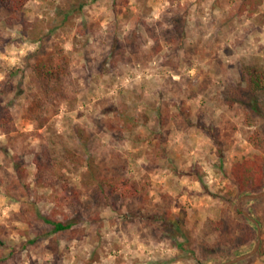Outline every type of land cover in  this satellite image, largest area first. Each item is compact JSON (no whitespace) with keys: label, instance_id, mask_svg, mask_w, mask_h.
<instances>
[{"label":"clouds","instance_id":"1","mask_svg":"<svg viewBox=\"0 0 264 264\" xmlns=\"http://www.w3.org/2000/svg\"><path fill=\"white\" fill-rule=\"evenodd\" d=\"M81 2L25 0L23 11L33 26L27 34L20 24L0 29L4 40L11 37L8 44L0 40V88L15 72L11 83L23 81L24 89L19 97L16 91L0 93V107L14 101L10 130L0 127V145L8 147L7 155L0 151V227L7 232H0L7 245L0 248V264L13 248L24 249L18 264H55L56 254L47 250L53 242L63 254L61 264H196L186 250L193 241L214 240L204 232L213 216L208 206L219 203L202 185L222 196L237 164L264 165V147L254 140L258 134L264 139V120L249 119L237 92V86L249 88V66L264 88V0L242 12L244 0H87L76 11ZM177 15L184 20L183 36L167 42L162 33L176 25L165 17ZM85 23L93 26L87 34ZM114 37L129 45L115 58ZM42 44L48 54L42 57L45 72L67 64L59 80L53 76L46 87L33 55ZM105 60L103 74L97 73ZM112 105L115 109L103 114ZM96 121L104 123L103 130ZM217 136L225 145L223 160ZM41 145L53 156L48 171L36 163ZM22 153L27 154L21 178L14 165ZM125 163L123 175L114 178L111 169ZM251 172L254 176L256 168ZM102 180L105 190L114 185L121 195L118 210L111 203L92 205L71 238L51 231L55 223L75 217L73 196L86 204ZM69 188L75 192L67 193ZM129 205L147 215L167 211L169 221L186 210L188 235L174 227L164 231V220L128 223Z\"/></svg>","mask_w":264,"mask_h":264},{"label":"rangeland","instance_id":"2","mask_svg":"<svg viewBox=\"0 0 264 264\" xmlns=\"http://www.w3.org/2000/svg\"><path fill=\"white\" fill-rule=\"evenodd\" d=\"M87 0H82L81 3H79L77 6H75L76 11H82L84 7V3H86ZM96 0H93V3H95ZM83 4V7L80 8V5ZM251 6L253 9L256 6V0H244V4L241 6V9L239 11H244L246 7ZM115 10V5H114ZM166 22L174 23L176 25V29L174 31H166L162 33L164 39L167 42H172L174 39H180L183 36V17L181 16H175L172 17L171 20H169L167 17H165ZM140 23H143V20L140 21ZM20 24L23 25V34H27L29 28L33 27L32 25H29L27 22V16L26 12L22 11L18 14L14 15L10 13L9 11L5 10V8L1 4L0 0V29H2L4 26H7L8 28L14 27L15 25ZM92 25H88L87 23L84 24V30L85 34H87L88 31L91 30ZM151 31V30H150ZM50 39V37H46L45 40ZM0 40H4L3 36H0ZM5 44L11 43V37H9L7 40H4ZM129 45H124L122 42H120L117 38H113V45H112V56L115 58L117 55L122 54V49L124 47H127ZM132 47H135V44L133 42ZM230 49H225V54H230ZM36 57L37 62L42 59V57L46 56L47 53L45 52V46L42 44V47L38 54H33ZM86 59L87 55H86ZM105 61H102L100 64L96 66V72L103 74L104 72V64ZM67 70V64H63ZM229 67H233L232 65H229ZM253 67V66H249ZM16 73L13 72L10 74L9 81L4 84L2 88H0V93L3 94V96H7L9 93L16 91V96L19 97L23 95L24 89L22 87L23 81H21V84L14 85L11 83V80L15 77ZM241 79H244V76H241ZM237 92L239 93L238 98L241 101V106L245 109L246 112L249 114V119H255L259 117L260 119L264 120V93H260L257 97L259 105L261 107L262 113H256L249 108V105L244 104L242 101H245V95L248 94V89H240L239 86H237ZM3 96H0V104L3 103ZM161 98H163V93H161ZM14 101H10L9 104L6 107H0V116L2 114L9 110L13 106ZM115 109V106H109L103 110V114L107 115L111 111ZM185 113L182 111L181 115H184ZM12 115V114H11ZM83 115V113L79 114ZM14 117L12 115V121ZM161 124L167 123V117L163 114L161 115ZM97 127L99 130H103L104 123L102 121H96ZM189 127H191V121H188ZM261 129L264 130V125H261ZM15 130V129H13ZM75 133L83 137V132L79 128H74ZM227 136V134H225ZM117 139H120L121 137L117 136L115 137ZM217 139L219 140L218 136ZM260 135L258 134L254 140H255V146L257 147H264V139H261L263 142H259ZM160 141L164 142V138L160 137ZM91 142V136L88 137V143ZM221 143V151L219 153L220 159H224V142L219 140ZM251 142V141H250ZM0 151H2L5 155L8 153V147L0 145ZM27 153H22L20 157L16 159V163L14 165V168L20 176L18 169L23 168L26 165V161L24 160V155ZM73 154L68 153V156L71 157ZM53 156L49 152L46 146L41 145V152L36 154V163L37 166L44 170L48 171L53 167ZM101 164H103V160H101ZM126 167L125 164H121L118 166H114L111 169L113 177L121 176L123 175V171ZM222 167V166H221ZM264 169V165H262ZM107 171V170H105ZM194 172L197 176H199V170L194 168ZM7 175V173H5ZM25 175V173H24ZM233 175V173H232ZM39 179H43L44 177H38ZM103 181V180H102ZM13 187H16L13 185ZM205 189V193L212 195L213 199L219 200V203L215 205L208 206V210L213 212V216L209 218L207 221V228L208 230L204 232V236H213L214 240L209 243L208 240L204 239L201 240L199 243H195L194 241L191 242L187 248V253L189 254V258H195L196 264H224L229 260H232L238 256H241L243 254L249 253L253 251V249L256 247L259 235H258V225L252 220L255 219L259 222L260 227L262 229V241L261 245L259 247V250L257 253L253 254L252 256L243 259L241 261H238L233 264H264V197L260 199H247L248 201L244 204V201H241L239 204V200L243 195L246 194H255V193H241L238 187V183L236 180L233 179L231 181V186L229 187V190L225 192L222 196H218L216 194H212L208 191L207 186L202 185ZM106 185L103 181V187H97L94 188L90 193V199L89 201L84 204L80 205L78 200H75V196H73V199L75 201L76 207L74 208V211L76 213L75 217L71 220H65V223L75 221L73 224V227L69 230L60 231L61 238H64L67 236L68 238H71L72 235H74L76 232L79 231L78 228L74 227V225H78L79 223L83 222L84 219V213L90 210V207L92 205H95L96 207L101 206H107L109 203L112 204L113 210H118L116 208V202L121 201L122 197L117 192H112L113 187L108 185L107 190H105ZM137 189L136 185L132 186V189ZM105 190V191H104ZM264 191V185L263 189L259 192ZM67 193H74V188L66 189ZM258 192V193H259ZM192 195H200L198 193H192ZM136 200H139L143 202L144 197L140 195H136ZM179 206V205H177ZM201 207H204L203 205ZM237 209H240L243 213L248 212L251 216L248 217L245 213L243 215L239 214L237 212ZM161 212H163V215H161ZM168 212L161 210L160 212H155L152 215H147L141 212V209L134 208L132 205H129V215L125 219L128 221V223H134L137 218L141 219L142 221L146 220L148 223H158L161 220L165 219L168 216ZM246 218H245V217ZM99 219V218H97ZM178 220V221H177ZM177 226L175 228L178 232H184L186 235H188V213L186 210L182 209V217L177 218L175 220H172ZM92 223H96L95 220L91 221ZM178 222V223H177ZM198 223V222H197ZM222 226V228H218V226ZM122 227L126 230L128 227V224L122 225ZM161 227L164 229V231H168L169 228L165 226L163 223ZM54 228L51 229L53 231ZM119 231V229L117 230ZM154 233L157 231L156 229L153 230ZM0 232H3L4 235H7L6 230H4L2 227H0ZM141 239H143V236H141ZM190 239V236H189ZM34 242H29L32 245L38 244L37 240H32ZM7 247L6 244H4L3 240H0V248ZM27 247V246H26ZM25 247V248H26ZM119 247V246H117ZM183 248V246H181ZM15 250V252H14ZM16 248H13L11 253L8 254L7 260L3 262V264H8V261H11V264H18V261L20 260V253L24 250L23 248L20 249V251H16ZM47 250L51 251L56 254V262L55 264H61V253L58 252V245H55V242L51 243L49 246H47ZM98 257L94 253L93 254V260H96ZM32 264H36L35 261L32 262ZM119 264V262H117Z\"/></svg>","mask_w":264,"mask_h":264},{"label":"trees","instance_id":"3","mask_svg":"<svg viewBox=\"0 0 264 264\" xmlns=\"http://www.w3.org/2000/svg\"><path fill=\"white\" fill-rule=\"evenodd\" d=\"M24 2H25V0H1V4L5 8V10L9 11L10 13H12L14 15H16L22 11ZM82 7H83V4L80 5V8H82ZM45 64H46V61L43 59H40L37 62L35 70L37 71L38 76H40V78H41V83L45 84V87H46V81L47 80L51 79L53 76L57 80H59V72L66 71V68L64 65H62L57 72L47 73L43 70ZM245 73L248 74L251 77V79L249 82L248 94H247V96H246V94L243 95V96H245V101L243 100L242 102L246 105H249L250 106L249 108H251L252 111L261 114L262 110H261V107L259 105L257 97L260 93H264V88H261L259 86V84L257 83V78L254 75V73H255L254 67H247L245 69ZM35 107H39V105L37 104ZM11 123H12V115L9 112V110H7L2 114V116H0V127H4L5 131H8V130H10ZM13 129H11V130H13ZM216 142L221 145V143L219 142L218 139H216ZM259 142H263V141L260 139ZM252 168H256V174L254 176L251 172ZM16 169H18L20 176H24V169L23 168H19L17 166ZM233 176H234V179L236 180V182L238 183V187H239L240 192L243 194H245V193H258L260 190L263 189L264 169H263L262 165L258 166L254 161L253 162L245 161L244 164H237L235 166V170L233 171ZM110 186L113 187L112 192H116L115 186L114 185H110ZM99 187H101V188L103 187V181L100 182ZM132 191L135 193V192H137V189L136 188H135V190L132 189ZM247 201L248 200H245L244 204ZM237 212L241 215L244 214L240 209H237ZM163 220H164V224L166 227H168V228H170V227L176 228L177 227V226H175L176 224L173 221H169L167 219H163ZM46 222L51 223V220L46 221ZM75 222H76V220L72 221V222H68V223H65L64 221L63 222H57V223H55V225L53 227L54 228L53 231L60 232V231L69 230L73 227V224ZM218 228H222V226L219 225ZM30 242H34V241H30ZM26 246L27 245H25L24 247H26ZM14 252H15V250H14Z\"/></svg>","mask_w":264,"mask_h":264},{"label":"water","instance_id":"4","mask_svg":"<svg viewBox=\"0 0 264 264\" xmlns=\"http://www.w3.org/2000/svg\"><path fill=\"white\" fill-rule=\"evenodd\" d=\"M262 197H264V191L259 192V193H255V194H246V195H243V196L240 198V200H239V204H240V202L243 201V200H247V199H260V198H262ZM244 213H245L248 217L251 218V216H250V214H249L248 212H244ZM252 220L258 225V235H259V238H258V241H257L256 247L253 249V251H251V252H249V253H246V254H243V255H241V256H238V257H236V258H234V259H232V260H229V261H227V262L224 263V264H233V263H236V262L241 261V260H243V259H246V258H248V257H250V256H252L253 254H255V253L258 252L259 247H260V245H261V241H262V229H261L260 224H259V222H258L257 220H255V219H252Z\"/></svg>","mask_w":264,"mask_h":264}]
</instances>
